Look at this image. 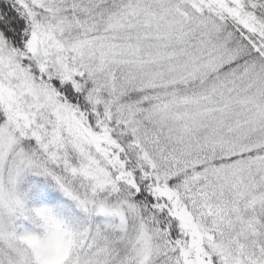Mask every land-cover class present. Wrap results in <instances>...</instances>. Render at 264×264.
<instances>
[{
    "label": "snow or ice",
    "instance_id": "1",
    "mask_svg": "<svg viewBox=\"0 0 264 264\" xmlns=\"http://www.w3.org/2000/svg\"><path fill=\"white\" fill-rule=\"evenodd\" d=\"M0 264H264V0H0Z\"/></svg>",
    "mask_w": 264,
    "mask_h": 264
}]
</instances>
